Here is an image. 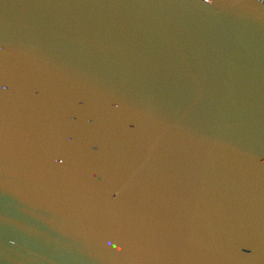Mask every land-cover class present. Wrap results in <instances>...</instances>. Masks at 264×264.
I'll list each match as a JSON object with an SVG mask.
<instances>
[{
	"label": "water",
	"instance_id": "95a60500",
	"mask_svg": "<svg viewBox=\"0 0 264 264\" xmlns=\"http://www.w3.org/2000/svg\"><path fill=\"white\" fill-rule=\"evenodd\" d=\"M0 264H264V0H0Z\"/></svg>",
	"mask_w": 264,
	"mask_h": 264
}]
</instances>
